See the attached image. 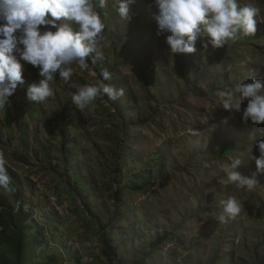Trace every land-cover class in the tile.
Wrapping results in <instances>:
<instances>
[{"label":"rangeland","instance_id":"obj_1","mask_svg":"<svg viewBox=\"0 0 264 264\" xmlns=\"http://www.w3.org/2000/svg\"><path fill=\"white\" fill-rule=\"evenodd\" d=\"M239 3L259 8L253 36L216 49L198 39L196 52L171 56L156 35L152 0H133L127 22L117 0L103 8L92 0L104 25L102 59L86 58L85 70L73 62L69 81L56 77L43 104L26 99L40 77L20 61L24 84L0 109V157L12 189H0V201L21 212L35 260L106 264L108 253L113 264H264V173L248 191L224 184L219 172L239 156L237 171L249 175V148L258 155L264 139V122L219 106L221 92L264 78V0ZM104 69L111 79L102 82L124 95L80 112L71 94ZM227 196L241 211L221 223L218 201Z\"/></svg>","mask_w":264,"mask_h":264},{"label":"clouds","instance_id":"obj_2","mask_svg":"<svg viewBox=\"0 0 264 264\" xmlns=\"http://www.w3.org/2000/svg\"><path fill=\"white\" fill-rule=\"evenodd\" d=\"M133 0H117L116 11L121 20L130 19L129 6ZM106 0H98L100 8ZM155 11L152 18L156 35H164V44L171 56L196 52L199 39L201 48L224 47L240 36H253L256 32L259 8L253 3L239 0H152ZM71 22V23H69ZM72 24L77 27L73 29ZM48 25L50 30H41ZM104 25L94 10L92 0H0V109L10 103L18 85L24 84V61L37 69L40 79L27 85L26 99L43 104L54 95L52 82L59 77L68 82L75 62L80 70L88 68L86 58L97 51L98 37ZM19 58V59H18ZM95 84L84 85L70 96L72 105L82 112L91 110L97 98L107 97L115 101L124 95L123 89L114 88L102 81L111 79L106 70L99 73ZM241 110L242 102H245ZM219 106L228 112L240 113L242 121L260 124L264 122V78H254L240 83L231 91L221 92ZM258 155L252 156L254 171L242 175L237 171L239 156L231 158L219 167L224 184L251 191L257 184L258 174L264 173V139L256 141ZM0 189L11 191L6 162L0 157ZM221 214L216 218L224 223L235 219L241 211V203L234 196L218 201Z\"/></svg>","mask_w":264,"mask_h":264},{"label":"trees","instance_id":"obj_3","mask_svg":"<svg viewBox=\"0 0 264 264\" xmlns=\"http://www.w3.org/2000/svg\"><path fill=\"white\" fill-rule=\"evenodd\" d=\"M0 264H48L38 262L31 255L35 237L26 231L21 212L12 213V208L0 201ZM106 264H113L106 253Z\"/></svg>","mask_w":264,"mask_h":264}]
</instances>
